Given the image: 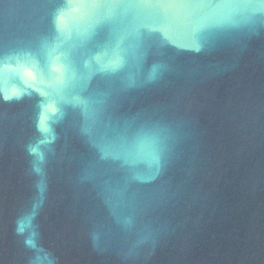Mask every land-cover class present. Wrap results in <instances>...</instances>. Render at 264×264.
I'll list each match as a JSON object with an SVG mask.
<instances>
[{"label": "water", "instance_id": "water-1", "mask_svg": "<svg viewBox=\"0 0 264 264\" xmlns=\"http://www.w3.org/2000/svg\"><path fill=\"white\" fill-rule=\"evenodd\" d=\"M0 264H264V0H0Z\"/></svg>", "mask_w": 264, "mask_h": 264}]
</instances>
